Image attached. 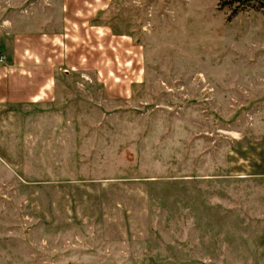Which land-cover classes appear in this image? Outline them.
Wrapping results in <instances>:
<instances>
[{
    "label": "rangeland",
    "instance_id": "374dc122",
    "mask_svg": "<svg viewBox=\"0 0 264 264\" xmlns=\"http://www.w3.org/2000/svg\"><path fill=\"white\" fill-rule=\"evenodd\" d=\"M63 1L0 0L4 57ZM93 1L112 70L63 63L52 103L0 107V264H264V7Z\"/></svg>",
    "mask_w": 264,
    "mask_h": 264
},
{
    "label": "crops",
    "instance_id": "0c3cea01",
    "mask_svg": "<svg viewBox=\"0 0 264 264\" xmlns=\"http://www.w3.org/2000/svg\"><path fill=\"white\" fill-rule=\"evenodd\" d=\"M111 1L101 0L98 10L106 11ZM82 2L63 1V21L59 29L40 32L38 28L33 32H18L12 39L14 45L7 51L6 58L0 49V57L4 58L0 62V107H30L52 103L56 94V67L63 63L75 71L83 70L89 68L87 66L93 62V57L103 58V53H106L108 69L112 70L111 65L116 63L119 53L118 43L113 41L117 36L108 26L91 25L95 14L87 20L77 18L75 15L82 9H89ZM4 14L7 15L5 11ZM7 21L5 17L3 22ZM87 31L93 35H90L95 44L93 46L84 43ZM94 35L96 40H100L99 47ZM7 36L4 24L0 29V39L7 40ZM133 82L138 84L141 81Z\"/></svg>",
    "mask_w": 264,
    "mask_h": 264
},
{
    "label": "trees",
    "instance_id": "16d2710c",
    "mask_svg": "<svg viewBox=\"0 0 264 264\" xmlns=\"http://www.w3.org/2000/svg\"><path fill=\"white\" fill-rule=\"evenodd\" d=\"M236 1H238V2H242V3H248V4H251V3H259L262 7H264V0H236ZM99 20V17H98V15L96 16V17H94L92 20H91V22L90 23H92V24H94V23H96L97 21ZM114 31V30H113ZM134 86V88L135 87H137V86H139V85H133ZM8 107H13V106H8ZM193 176V175H192Z\"/></svg>",
    "mask_w": 264,
    "mask_h": 264
},
{
    "label": "built area",
    "instance_id": "2783aa9c",
    "mask_svg": "<svg viewBox=\"0 0 264 264\" xmlns=\"http://www.w3.org/2000/svg\"><path fill=\"white\" fill-rule=\"evenodd\" d=\"M4 61V58L3 57H0V62H3Z\"/></svg>",
    "mask_w": 264,
    "mask_h": 264
}]
</instances>
